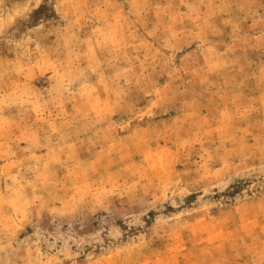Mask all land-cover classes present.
Wrapping results in <instances>:
<instances>
[{
  "label": "rangeland",
  "instance_id": "374dc122",
  "mask_svg": "<svg viewBox=\"0 0 264 264\" xmlns=\"http://www.w3.org/2000/svg\"><path fill=\"white\" fill-rule=\"evenodd\" d=\"M0 264H264V0H0Z\"/></svg>",
  "mask_w": 264,
  "mask_h": 264
}]
</instances>
